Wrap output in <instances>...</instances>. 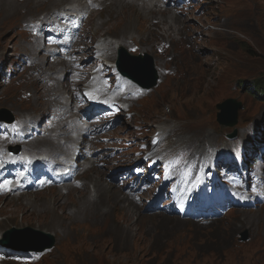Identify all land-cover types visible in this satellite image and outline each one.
<instances>
[{
    "label": "rangeland",
    "instance_id": "1",
    "mask_svg": "<svg viewBox=\"0 0 264 264\" xmlns=\"http://www.w3.org/2000/svg\"><path fill=\"white\" fill-rule=\"evenodd\" d=\"M183 1L189 5L190 10L180 0H163L167 11H171L176 15L183 26L182 33L178 35L179 42L189 40L192 43L193 41L203 40L206 42L208 40L210 46L209 48L205 47L202 43L195 46L196 66L192 74L193 79L189 78L188 80V82H193L197 78L195 85L172 88L175 82L183 80L187 72L190 71L186 62L187 55L183 53L180 55V60L176 63L175 68L166 64L167 67L159 70L158 78L163 76L165 78L157 90L155 88L159 85V79L157 85L150 90H142L136 84L134 85L123 79L140 90L138 97L142 98L144 96L141 100H139L140 98L138 100L137 98L132 100L123 98L114 105V113H92L88 110V103H79L78 105L80 111L87 112L85 117L78 120L79 134L82 133V130H90V134L85 137L84 143L80 145L83 150L82 157H90L87 162L91 166L92 174H103L113 186L115 193L116 190H119L128 197L129 202L132 203L129 207L134 212L138 211L141 220L136 222L137 216L123 220L121 216L114 215L115 220H122L124 228L118 227L113 232H108V225L101 220L95 225L87 223L73 225L67 234L63 232L60 235L56 234L53 227L48 229L31 223L23 225L5 223L12 209L16 210L19 215L24 214L23 210L19 209L22 206L21 203L32 209L36 207V204L41 203V200H47L51 214H56V217L49 214L41 217L40 220L44 224L51 222L53 225H58L67 219L68 213L77 210L80 194L77 188L78 179L76 178L70 182L64 181L54 184V189L49 188L48 186L52 183L50 179L52 169L51 171L44 170L49 167L47 165L41 166L38 171L37 179L41 178L42 184L36 192L31 189L22 190L9 187L3 189V183L17 178V175L12 174L13 171L10 170L11 177L0 179V224L4 223L0 226V239L17 240L15 232L9 233L13 228L21 229L23 233L18 232L17 234L22 236L28 233V229H35L50 234L54 239V244L49 250L44 251V255L40 258L36 253L15 252L10 250L11 248L7 251L3 248L0 250L2 264H264V234L261 237L256 236L251 228H246V224H244L246 216L239 217L242 212L253 215L259 212L253 211L264 210L263 189L252 190V194L247 197L248 201L245 205L233 207V202H238L241 198L245 199V195L251 189L237 191L235 190V183L227 179V183L223 187V195L225 203L232 207L233 212L208 223L186 217L181 218L185 214L183 208L188 202L192 190H194L195 183L207 178L209 171H213L212 160L216 155L222 153L223 150H227L232 144V150L244 164L245 157L241 155L240 145L232 141L233 139L226 138L227 133L232 132L234 128H221L216 122L218 112L216 105L226 100L227 97H235L238 101H241L242 107L238 112V122L235 129L237 130L236 139L243 143L245 147L248 145V138L245 134L252 133L255 126L264 120L261 97L252 88L257 80L264 79V5L257 19L256 17L251 18L252 21L247 22L245 31H242L237 29L241 25L237 22V19L242 15L249 14V0ZM31 6L33 10L38 9L37 3L31 4ZM66 6L70 7L71 5L66 4ZM23 9H20V13L16 17H14V12L9 14L0 12V58L5 54L4 58L0 60V106H5L7 110L14 112L16 118L20 107L9 105L5 99L7 95L10 96L12 93L10 91L11 83L18 80L21 82L30 73L29 67L21 60L20 56V45L24 43V34L19 22L24 16H28ZM253 9L255 12L258 11L255 9V5H253ZM2 17L4 18L2 19ZM100 23L101 20H99L98 25L92 27L96 30V35H109L116 39L120 38L118 25L105 23L100 26ZM225 28L232 34L222 37L221 32ZM136 31L129 33L135 37ZM118 43H120V39H118ZM122 44L123 46H116L113 50L107 52L108 54L113 53V58L115 56L114 62L120 47L128 52L131 51L132 54L146 53L145 50H138L134 44ZM175 49L182 50L183 46H178ZM226 50L234 53L240 60L241 66L242 63L246 65L247 72L235 77H222L219 83L216 84V88L222 90L225 87L227 94L223 98H216L214 96L215 91L211 86V78L215 76L218 68L225 62L226 58L223 53ZM147 54L153 58L154 63L153 55L151 53ZM210 55L211 58L204 63L203 57ZM126 59L124 64H127V61L129 63L134 62L129 58ZM242 60L244 62H241ZM203 67L211 70L202 69ZM154 68L156 70L155 65ZM172 69L177 72L167 75ZM8 75H12V77L4 84V79ZM116 76V72L113 71L107 77L115 81ZM83 83H87V81ZM197 85L201 87L198 88ZM186 91H189V95L184 97L183 93ZM123 102H126L129 106L127 108L123 107ZM73 104L76 105L77 102L73 100ZM199 107L201 108L198 115L185 121L181 126L177 125L183 110ZM202 121L208 124L206 132L191 134L203 137L204 143L198 142L200 146L196 145L195 148L207 150V153L197 159V156L193 154V149H184V151H187L186 156L194 164L192 172L198 173L197 179L196 174L185 171L186 176L196 180L187 181L181 178L178 166H161L162 163L157 160L164 159L163 153L170 156L167 151H162L163 146L158 147L146 162L137 164L139 155L142 153V151H138L137 147L142 144L149 147V135L156 128L163 129L167 147H171L172 151L181 152L183 147L179 143L186 135L190 134V132L184 131L183 128L197 125ZM49 122L50 118H48L47 124ZM245 123L250 124L247 126ZM137 124L144 126V129L138 130ZM44 129V124H39L32 136H37ZM263 136L260 137L261 142L264 140ZM248 137L253 136L249 134ZM32 139L34 138L28 140ZM19 142L18 139L8 138L6 132L0 129V147L3 151L6 152L10 144ZM61 143L62 145L57 148V151L67 147L63 137ZM148 147L143 149H149ZM252 156H254V153H252ZM126 160H128V163L124 164ZM179 160H184L186 166L191 167L183 152L179 154ZM242 162L238 163V170L242 169ZM84 165L85 162L81 164V166ZM136 167L140 168L138 176L135 172ZM150 167H153L150 172L151 185L141 198L133 201L130 198L132 185L135 181H139L142 176L148 174ZM79 168L73 175L86 179L84 172L79 173L81 167ZM185 170H187L186 167ZM257 171H262L263 175L258 176L255 174ZM251 173L252 177L249 176L248 180L254 178L255 188L259 185H261L260 188H263L264 161H255ZM216 176L215 174L214 179ZM235 176L237 175L235 174ZM261 176L263 178L259 179ZM70 183H72L71 187H69ZM92 184L87 180L88 195L86 199L93 200L96 198L99 208H108L105 194L95 191L96 188L91 191L93 189ZM237 184L245 187V184L240 180ZM212 186L210 182V186L204 193L207 194ZM24 193L31 194L29 196L32 198L29 201L33 202L34 205L25 200L21 203L15 202V197ZM54 193L62 196L64 210L54 208L50 204V198ZM38 197L41 200H38ZM254 198H259V203L254 207H248V204ZM67 204L70 207L66 210ZM162 216H170L174 220L162 219ZM118 232L125 233L124 241L119 239ZM7 233L9 234L7 235ZM244 233L247 234V240H242ZM157 237H161L162 240L160 251L155 250ZM30 238L29 241H25L23 244L40 245L50 241L48 237L37 235L33 238L34 242ZM181 245L190 247L186 252H183L187 255L185 261L178 256L174 259L173 249ZM27 255H31L30 259L26 258ZM203 255L206 257L205 263L199 259Z\"/></svg>",
    "mask_w": 264,
    "mask_h": 264
},
{
    "label": "bare ground",
    "instance_id": "2",
    "mask_svg": "<svg viewBox=\"0 0 264 264\" xmlns=\"http://www.w3.org/2000/svg\"><path fill=\"white\" fill-rule=\"evenodd\" d=\"M77 1H80V4L76 9L79 10V8H82L87 11L86 13H82L83 22L81 23V27H79L78 21L70 20L65 11L68 10L66 4L72 5V3ZM36 3L38 4V9L33 10L31 4ZM249 3V14L242 15L237 19V22L241 24L238 26V30L245 31L246 23L252 21L251 18L256 17L257 19L258 15L261 14L264 5L262 0H249ZM253 5H255V9L258 10L257 12L254 11ZM22 8H24L23 10L28 16H24L19 22L24 34V43L20 46L23 56L28 58L27 64L30 65V72L33 74L35 80L28 79L32 76L29 73L21 82L15 84L11 95L8 96L5 101L9 105L20 107L17 111L18 127L11 136L15 139H20L22 144L19 147L14 144L10 146L17 147L24 156H29L30 160L33 158L34 152H44L48 156L56 152L57 148L62 145L61 135L65 134L71 136L69 141H65L67 146H71L76 143L72 136L86 137L90 134L89 129L82 130V133L80 135L78 134V120L85 117L87 112L75 109L73 104L74 93H83L87 86L86 83H83L84 81L90 83L92 95L98 94L101 96L105 93V86L103 88L101 83L106 85L112 83V86L116 88V100L119 96H122L121 100L123 98L132 100L138 98L140 95V90L137 87L135 89L121 87L119 82L123 80L120 78H116L113 82L106 79L105 76L110 73V70L102 74L95 68L99 61H93L92 55L94 54L93 39L96 37L97 33L92 27L98 25L100 19H102L100 26L105 23L119 26L118 34L120 38L118 39H120V45L122 43L134 44L138 50H145L146 53H151L154 57V63L150 55L146 56L144 60L152 62L151 67L157 75H159L160 69L167 67L166 64L175 68L176 63L180 60V55L183 53L186 54V62L188 63L190 71L187 72L183 80L175 82L172 88L182 87L183 85L191 86L197 83V78H195L196 80L193 82H188L189 78L193 79L192 74L196 66L195 58L197 54L195 53V46L202 43L203 46L210 47L208 40L206 42L203 40L199 42L193 41L192 43H190L189 40L179 42L178 35L182 33L183 26L176 15L171 11H167L161 0H0V12L6 14L14 12V17H16ZM3 18L4 17H2V19ZM77 28H79L78 32L76 31ZM135 30L137 31L135 32V37H133L129 32ZM228 34L232 33L226 28L221 32L222 37ZM111 44V41L105 42V46H110ZM178 46H183V49L176 50L175 48ZM223 54L226 60L218 68L215 76L211 78V86L215 91L214 96L216 98H223L227 94L225 87H223L222 90L216 88V84L219 83L222 77H235L241 73L247 72L246 65L242 63L241 66V63H239L240 60L234 53L226 50ZM4 55L1 56L0 60L4 58ZM64 56H67V58L65 59ZM108 57L110 59L113 58L111 54H108ZM210 58L211 55L204 56L203 62L206 63ZM241 62L244 61L242 60ZM135 64L136 63H130V65L125 66L127 68L124 69L128 71V68L131 69ZM202 69L211 70L207 67H203ZM102 71H106V68H103ZM95 72L99 75H95ZM172 72L177 71L172 69L167 75H170ZM199 75L200 73L198 76ZM164 78L165 76L158 78L159 85L155 90L161 86ZM197 87L200 88L201 86L197 85ZM260 90L264 91V89ZM190 92H192V90H190ZM188 95L189 91L183 93L184 97ZM229 107L230 105L226 106L225 109ZM241 107L242 104L235 105L233 108L240 110ZM4 108L5 106H0L1 115L5 113ZM200 108L201 107L183 110V114L179 117L177 125L181 126L185 121L194 118L199 114ZM47 117H50V122L46 125L45 131L37 138L28 140L26 128L29 125L41 123ZM225 123L231 126L225 125L223 128H234L232 132L227 133L226 138L235 141V137L237 136L235 125L237 122L227 120ZM136 126L140 131L144 129V126H140V124ZM207 128L208 124L203 121L197 125L184 127L183 130L190 132V134L186 135L179 145L188 149H194L196 145L200 146L198 142L203 144V137L195 134L205 133ZM158 131L161 132V130ZM247 141L249 143V139ZM160 142H165V137H163ZM263 144L264 142L260 144L262 148H264ZM252 146L253 151L258 148L255 144ZM146 147L148 146L143 144L137 147L138 151H142L139 155L137 164L146 162V160L143 159L144 153L148 150L143 149ZM21 153L15 157L16 163H20ZM184 153H187V151H184ZM260 155L261 158H259ZM263 159L264 149L260 150L258 156H252L249 160L255 162ZM219 160L224 159L221 157ZM0 161L3 166L10 163L11 158L5 152L1 151ZM157 161L162 162L163 160ZM127 163L128 160L124 162V164ZM168 164L171 163L168 162ZM237 165L236 163H226L224 166H226L225 168L231 169L236 167L234 171H238ZM54 166L55 164H51V167ZM241 166L245 170H249L243 163ZM137 168L139 167L135 169ZM44 170L51 171V168L47 167ZM91 172V167H86L84 171L86 179H80L77 182V188L80 192L78 208L76 211L73 210L71 213H68L67 219L62 223L58 225H53L51 222L46 224L42 223L40 218L51 214L49 204L47 200L42 201L38 197L41 203L29 209L25 204L21 203L24 200L29 201L32 198L29 196L31 194L28 193L20 194L15 197V202L21 203L22 206L19 209L23 210L24 214L19 215L16 210L12 209L5 223L16 225L31 223L48 229L53 227L56 234L60 235L63 232L67 234L68 230L71 229L73 225L79 223L95 225L101 220L108 225V232H113L118 227L124 228L122 220H115L114 215L121 216L123 220L130 219L132 216L138 217L136 222L141 220L140 216H138V211L134 212L129 207L132 203L129 202L125 194H122L119 190H116L115 193L113 186L107 181L103 174H92ZM136 175L138 176L139 174ZM50 179L52 183L48 187L54 189V184L69 181L70 176L63 173L58 176L52 174ZM87 180L93 183L92 188H96L95 191H100L105 194L106 203L108 205L107 209L103 211L100 210L96 198L93 200L86 199L88 195ZM33 185L32 183L29 186L22 185V187L33 189ZM71 186L72 183L69 184V187ZM61 197L62 196L58 193H54L50 198V204L54 208L57 207L64 210L65 206ZM29 202L34 205L33 202ZM69 207L70 205L67 204L66 210ZM253 212L258 213L249 215L242 212L239 214V217L246 216V218H244L246 221L244 222L246 228H251L256 236L261 237L264 234V210ZM230 213L231 212L227 215ZM51 216L56 217V214L52 213ZM162 219L174 220L170 216H162ZM3 224L4 223L0 224V226ZM28 235H30L31 241H33L35 235L41 237V234L36 233L34 230H29ZM118 237L120 240L124 241L125 233L118 232ZM19 239L23 241L25 237L22 236ZM184 255L183 252L177 250L174 257ZM200 258L205 263L206 257L203 255Z\"/></svg>",
    "mask_w": 264,
    "mask_h": 264
},
{
    "label": "water",
    "instance_id": "3",
    "mask_svg": "<svg viewBox=\"0 0 264 264\" xmlns=\"http://www.w3.org/2000/svg\"><path fill=\"white\" fill-rule=\"evenodd\" d=\"M122 54H125L124 52H122ZM141 57L140 56H137L135 57V59L138 60V62H141L142 60H139ZM135 59H132V60H135ZM119 64V62H117ZM144 67V68H143ZM125 67H121L120 66V71L121 73L129 78L130 80L134 81V82H137L139 83L140 85H142L143 87H147V88H150L152 86L155 85V82H156V74L154 73L152 67H151V64L150 62L148 63H144L143 66H138L136 68H134L133 70H129L128 71L126 69H124ZM143 74H146V78H149V81L146 83L142 77ZM232 102L231 101H228V102H225L224 104L220 105L219 107L221 109H225L226 106H229ZM4 120L6 121H11V119L9 118H4ZM233 121L235 122V117L233 119ZM219 122L223 125H228V126H231L230 124H227V123H224L222 120L219 119ZM3 244H6V245H10L7 241H3L2 242ZM13 244L17 247H15L16 249H19V250H27V251H36V250H41L44 248V246H50L51 244H48V245H44L42 246V244L40 245H17L16 243L13 242ZM12 246V245H11ZM14 247V246H12Z\"/></svg>",
    "mask_w": 264,
    "mask_h": 264
}]
</instances>
